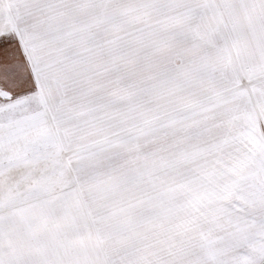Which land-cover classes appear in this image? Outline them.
<instances>
[{
	"label": "snow or ice",
	"instance_id": "6c2138e0",
	"mask_svg": "<svg viewBox=\"0 0 264 264\" xmlns=\"http://www.w3.org/2000/svg\"><path fill=\"white\" fill-rule=\"evenodd\" d=\"M0 264H264V0H0Z\"/></svg>",
	"mask_w": 264,
	"mask_h": 264
}]
</instances>
